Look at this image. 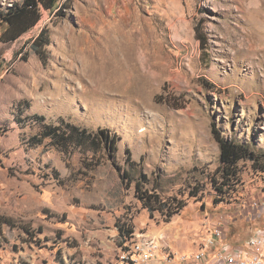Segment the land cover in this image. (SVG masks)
Here are the masks:
<instances>
[{"label":"rangeland","instance_id":"rangeland-1","mask_svg":"<svg viewBox=\"0 0 264 264\" xmlns=\"http://www.w3.org/2000/svg\"><path fill=\"white\" fill-rule=\"evenodd\" d=\"M59 6L14 41L0 23V264H120L139 233L190 255L219 218L231 244L249 240L264 226V172L241 161L224 186L213 127L264 152V0ZM44 28L46 61L32 44ZM61 120L110 130L117 152L32 142ZM144 192L181 209L151 212Z\"/></svg>","mask_w":264,"mask_h":264},{"label":"trees","instance_id":"trees-1","mask_svg":"<svg viewBox=\"0 0 264 264\" xmlns=\"http://www.w3.org/2000/svg\"><path fill=\"white\" fill-rule=\"evenodd\" d=\"M42 9L58 14L63 10L59 6V0H23L21 3L12 6L8 11L0 13V23L1 26H4L1 39L8 42L22 36L39 22ZM32 44L37 55L44 61L46 56L45 47L51 45L49 29L44 28ZM213 136L220 146L224 186L229 185L230 182L238 181L240 177L239 163L241 161H250L254 168L264 172V152L258 154L251 149L249 144L224 139L216 127H213ZM48 138L51 139L54 145L63 148L66 153L74 146V148H80L85 152L96 153L103 150L115 154L120 140L117 134H113L108 129L99 128L96 131H90L66 123L64 120H61L59 126H46L41 136H34L32 142L39 145ZM128 161L132 164L135 163L130 157ZM139 198L151 212L159 211L164 214L168 211L167 216L169 219L181 209V206L168 205L159 196L150 195L147 192L139 194ZM121 233L124 234L123 231ZM132 234L133 231L130 230L126 235L130 236Z\"/></svg>","mask_w":264,"mask_h":264},{"label":"built area","instance_id":"built-area-1","mask_svg":"<svg viewBox=\"0 0 264 264\" xmlns=\"http://www.w3.org/2000/svg\"><path fill=\"white\" fill-rule=\"evenodd\" d=\"M253 209L264 211V202H254ZM228 221L217 219L199 250L190 255L170 251L162 236L145 233L124 238L120 248V264H264V226L241 245H228Z\"/></svg>","mask_w":264,"mask_h":264},{"label":"crops","instance_id":"crops-1","mask_svg":"<svg viewBox=\"0 0 264 264\" xmlns=\"http://www.w3.org/2000/svg\"><path fill=\"white\" fill-rule=\"evenodd\" d=\"M229 232H230V229H229ZM228 238H229V234L227 235V239H226V243L228 244V245H233V244H231L230 242H229V240H228ZM246 242V241H245ZM244 242V243H245ZM244 243H241V244H244ZM241 244H238V245H241ZM197 251V250H196ZM196 251H193V252H196ZM192 252V253H193ZM176 264H181V263H176ZM188 264H197V263H193V262H191V263H188Z\"/></svg>","mask_w":264,"mask_h":264}]
</instances>
